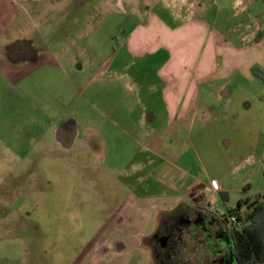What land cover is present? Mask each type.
Here are the masks:
<instances>
[{
    "label": "rangeland",
    "instance_id": "obj_1",
    "mask_svg": "<svg viewBox=\"0 0 264 264\" xmlns=\"http://www.w3.org/2000/svg\"><path fill=\"white\" fill-rule=\"evenodd\" d=\"M84 1L20 40L31 44L27 57L11 53L27 29L7 34L6 42V27H0V264H128V258L150 264L158 252H145L141 236L157 243L163 219L174 220L176 213L163 214L161 227L141 212L132 220V200L182 192L191 177L211 187L216 180L220 189L207 193L208 210L231 219L240 202L264 195V150L247 151L233 138L227 152L205 124L198 125L202 132L183 135L166 175L154 171L148 181V171L134 173V164L149 156L142 151L149 146L141 138L140 116H167L158 92L167 55L132 58L126 37L159 12L155 3L112 12L100 6L108 0ZM12 11L8 0H0V23ZM158 25L144 31L151 51L162 35ZM61 131L75 134L70 145L60 143ZM138 176L145 182L134 187ZM160 253L151 264H173V245Z\"/></svg>",
    "mask_w": 264,
    "mask_h": 264
},
{
    "label": "crops",
    "instance_id": "obj_2",
    "mask_svg": "<svg viewBox=\"0 0 264 264\" xmlns=\"http://www.w3.org/2000/svg\"><path fill=\"white\" fill-rule=\"evenodd\" d=\"M76 1L8 0L13 11L8 21L0 23V27H6L2 31L6 42L7 34L11 36L22 28L27 29L26 34H21L17 41L29 39L35 34L36 26L48 23L54 14L68 11ZM154 3L159 17L149 14L148 23L137 24L126 37V43L132 58H152L161 51L166 53L167 58L158 71L162 85L158 92L167 116L161 118L156 111L140 116L141 138L149 146L142 151L149 156L134 164V173L148 171V181L155 178L154 171L166 175L168 165L175 166L183 135L188 130L202 132L204 128L198 129L199 124L211 126L215 136L219 134L222 138L220 147L227 152L234 146L233 138L242 140L247 151L264 150V0H108L100 6L112 12L130 8L136 12L143 4L150 8ZM4 10L7 12L8 7ZM157 20L162 35L157 49L151 51L144 31ZM257 111L261 115L256 117ZM74 136L73 133L71 140ZM128 137L137 139L130 133ZM65 139L61 131L60 143L66 145ZM185 177L187 173L183 174ZM190 180L180 185L181 193L163 191L132 200L128 217L136 220L141 212L146 218L156 219L159 226V218L174 210L175 215L184 217L204 214L208 208L207 193L218 183L212 180L211 187L197 177ZM144 182L138 176L133 186L139 187ZM136 201L149 206L140 208L135 206ZM142 236L140 246L152 257V251H159V247L157 243H146L148 236ZM176 245V264H205L199 241L183 235ZM136 247H130V254ZM131 259L128 258V264ZM157 259L152 257L151 262Z\"/></svg>",
    "mask_w": 264,
    "mask_h": 264
},
{
    "label": "flooded vegetation",
    "instance_id": "obj_3",
    "mask_svg": "<svg viewBox=\"0 0 264 264\" xmlns=\"http://www.w3.org/2000/svg\"><path fill=\"white\" fill-rule=\"evenodd\" d=\"M11 53L17 58L27 57L31 55V44L16 41ZM62 135L67 138L65 144L70 145L73 132H62ZM205 211L204 214L194 215L193 217L175 215L174 220H168V217L164 218L161 232L157 235V245L159 247L157 258L162 259L160 251L170 248L171 245L175 247L176 244H179V240L183 238V235H187L193 241L196 240V242L201 243L203 247L201 253L205 256L203 261L205 264H237L231 235L232 226L224 220L225 216L215 214L208 208ZM171 261L176 264L175 260Z\"/></svg>",
    "mask_w": 264,
    "mask_h": 264
},
{
    "label": "trees",
    "instance_id": "obj_4",
    "mask_svg": "<svg viewBox=\"0 0 264 264\" xmlns=\"http://www.w3.org/2000/svg\"><path fill=\"white\" fill-rule=\"evenodd\" d=\"M230 215L236 218V223L226 217L224 220L232 226L237 264H264V195L240 202Z\"/></svg>",
    "mask_w": 264,
    "mask_h": 264
},
{
    "label": "built area",
    "instance_id": "obj_5",
    "mask_svg": "<svg viewBox=\"0 0 264 264\" xmlns=\"http://www.w3.org/2000/svg\"><path fill=\"white\" fill-rule=\"evenodd\" d=\"M219 189H220V186H219L218 184H213V188H212V190L217 191V190H219ZM214 202H215V200H212L211 205H213ZM236 221H237V220H236L235 217L231 218V222H232V223H236Z\"/></svg>",
    "mask_w": 264,
    "mask_h": 264
}]
</instances>
